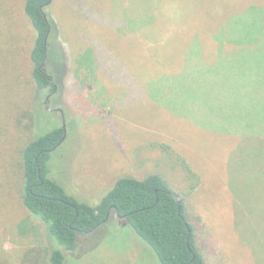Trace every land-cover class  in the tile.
Returning a JSON list of instances; mask_svg holds the SVG:
<instances>
[{
    "label": "rangeland",
    "instance_id": "374dc122",
    "mask_svg": "<svg viewBox=\"0 0 264 264\" xmlns=\"http://www.w3.org/2000/svg\"><path fill=\"white\" fill-rule=\"evenodd\" d=\"M23 2L3 0L11 17L0 18V259L19 264L49 244L21 204V151L28 138L65 126L47 167L67 194L95 206L119 178L158 175L183 199L206 264H264V141L254 137L264 98L252 89L264 83V0H50L45 70L54 94L31 80L34 32L20 16ZM199 40L252 51L192 84L173 77ZM208 129L242 141H211ZM77 244L65 264H159L115 215Z\"/></svg>",
    "mask_w": 264,
    "mask_h": 264
},
{
    "label": "trees",
    "instance_id": "16d2710c",
    "mask_svg": "<svg viewBox=\"0 0 264 264\" xmlns=\"http://www.w3.org/2000/svg\"><path fill=\"white\" fill-rule=\"evenodd\" d=\"M2 2L0 9L4 13L0 18L9 22L11 2L6 5ZM49 4L50 0H24L20 16L34 32L29 54L31 80L37 91L51 92L53 86L45 70L51 66L49 39L54 27L46 12ZM15 34L14 31L7 37L12 40ZM63 136V129L57 128L28 138L23 145L21 204L44 225L49 244L38 251L28 250L19 264H65L66 253L77 249L78 238L91 235L112 215L127 221L136 237L153 251L159 264H206L195 247L183 199L158 175L144 180L119 178L95 206L79 202L51 180L47 163ZM0 264L9 262L2 258Z\"/></svg>",
    "mask_w": 264,
    "mask_h": 264
},
{
    "label": "crops",
    "instance_id": "0c3cea01",
    "mask_svg": "<svg viewBox=\"0 0 264 264\" xmlns=\"http://www.w3.org/2000/svg\"><path fill=\"white\" fill-rule=\"evenodd\" d=\"M210 42L215 44V42L212 40H210ZM222 43L220 44V46L216 45V48H214L211 44H208V40H206V41L202 40V42H201V40H199V42H198L199 51H198L196 57L188 59V62L186 63V65H184L181 68L174 70L175 74H173L172 76L177 78V79L185 77L186 83L192 84V81H193L195 76L198 75V76L205 77V71H207V73H209V72H213V73L216 72L217 73L216 69H218V68L216 67V65H219L220 60L224 61L225 59H230L231 64H234V62L238 63L237 60H238L240 55H244V54L247 55L248 53H250L252 51V50L248 49L249 45H247L246 43H241L242 45H239L238 43H233L232 46L233 47L235 46L237 48H236V50H232L230 52V51H227L226 49H224L226 47H232V46H226V44L229 45L230 43H227V42H224L223 44ZM175 47H178V46H175ZM187 48H190V47L187 46ZM219 48H221V50H219ZM200 49H201V51H200ZM208 49H212V50H208ZM183 60H184V58H183ZM180 72H184V75H182L181 77H180ZM248 72L249 71H247V73ZM251 75H253V77L256 76L254 73H252ZM189 77H191V79ZM214 81H215V79H214ZM216 82H217V79H216ZM221 82L224 85L230 84V80H228L227 78H224V76H223V79H221ZM254 84H255V82L252 84H249V87H252ZM240 87H241V91L243 93L250 90V89H248L246 84H241ZM235 89L238 91L237 88H235ZM252 89H253V92L255 94V97H258V99L264 98V83L262 84V86H260V85L258 86L257 84H255V88H252ZM214 102L218 103V104L222 103L219 98L215 99ZM263 107H264V105H262V108ZM213 115L215 116V114H213ZM237 115L238 114H236L235 116H237ZM214 116H213L214 119L221 118V119L216 120V121L222 120L221 115H217L216 117H214ZM259 127L262 130V134H260L259 136H254V137L262 138L261 141H264V121L260 122ZM208 130H209L207 132V134L209 135L208 139H211V141H213V140L223 141V139L225 141H232V142L233 141H236V142L242 141V140L238 141L239 139H237V137H235L236 132L226 131V132L217 133V132L212 131L210 129H208ZM248 137L250 138V136H248ZM193 173L198 175V173L196 171H193Z\"/></svg>",
    "mask_w": 264,
    "mask_h": 264
},
{
    "label": "flooded vegetation",
    "instance_id": "af4514ba",
    "mask_svg": "<svg viewBox=\"0 0 264 264\" xmlns=\"http://www.w3.org/2000/svg\"><path fill=\"white\" fill-rule=\"evenodd\" d=\"M49 81H50V83H51V85H52V79H51V78L49 79ZM52 86H53V91H51V93L54 94V92H55V86H54V85H52ZM51 93H50V95H49L48 97H46V99H45V106H46V103H47V104L50 103V97L53 95V94H51ZM61 114H62V113H61ZM62 129H63V132H64V136H63V138H64V140H65V136H66L65 126H64ZM63 138H62V139H63ZM62 139H61V140H62ZM64 140L62 141V143L64 142ZM60 142H61V141H60ZM62 143H61V144H62ZM61 144H60V145H61Z\"/></svg>",
    "mask_w": 264,
    "mask_h": 264
},
{
    "label": "water",
    "instance_id": "95a60500",
    "mask_svg": "<svg viewBox=\"0 0 264 264\" xmlns=\"http://www.w3.org/2000/svg\"><path fill=\"white\" fill-rule=\"evenodd\" d=\"M49 104V103H48ZM48 104L46 103V109L49 111L50 109H49V107H48ZM64 127V126H63ZM64 140V138L61 140V142H60V144L62 143V141ZM107 221V220H106ZM105 221V222H106Z\"/></svg>",
    "mask_w": 264,
    "mask_h": 264
}]
</instances>
